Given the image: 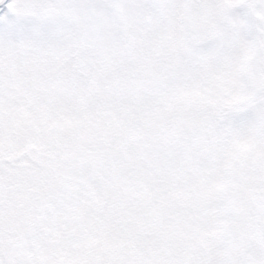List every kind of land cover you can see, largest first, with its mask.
I'll use <instances>...</instances> for the list:
<instances>
[{"label": "snow or ice", "instance_id": "snow-or-ice-1", "mask_svg": "<svg viewBox=\"0 0 264 264\" xmlns=\"http://www.w3.org/2000/svg\"><path fill=\"white\" fill-rule=\"evenodd\" d=\"M0 264H264V0H0Z\"/></svg>", "mask_w": 264, "mask_h": 264}]
</instances>
